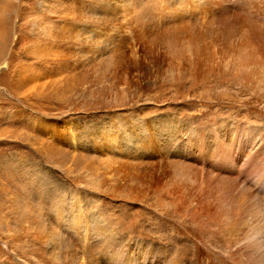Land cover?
<instances>
[{"label":"rangeland","instance_id":"obj_1","mask_svg":"<svg viewBox=\"0 0 264 264\" xmlns=\"http://www.w3.org/2000/svg\"><path fill=\"white\" fill-rule=\"evenodd\" d=\"M188 1L197 6L198 0ZM253 1L252 15L259 7L264 20V0ZM151 3L112 13L102 26L87 16L100 0H0V34L8 36L0 51V264H122L127 255L136 264H260L252 246L264 244V189L248 172L252 168H244L250 146H229L232 132L219 124L238 115L260 127L264 140V76L256 63L245 81L234 77L219 60L228 53L223 49L215 55L205 50L203 62L190 69L187 53L161 43L166 28L153 27L162 12L147 9ZM241 21L236 23L245 30L249 19ZM256 21L249 24L253 33ZM176 25L171 21V28ZM75 33L114 41L118 77L95 75L97 55L80 51L76 41L77 50L61 56L60 43ZM23 34L26 52L18 42ZM70 40L66 49H72ZM51 42L57 45L50 53ZM25 114L29 119L14 121ZM152 120L158 127L144 137L149 144L155 139L153 155L126 142L92 149L105 126L132 132ZM167 124L171 138L162 129ZM216 155L222 163L213 162ZM227 158L242 161L225 168ZM28 175L43 193L39 200L23 184ZM61 193L75 201L69 209L84 216V225L96 227L97 212L102 214L95 233L81 222L70 230L66 214L63 222L54 221L47 205ZM109 243L119 257L107 250Z\"/></svg>","mask_w":264,"mask_h":264},{"label":"bare ground","instance_id":"obj_2","mask_svg":"<svg viewBox=\"0 0 264 264\" xmlns=\"http://www.w3.org/2000/svg\"><path fill=\"white\" fill-rule=\"evenodd\" d=\"M93 1H95V0H93ZM200 1L201 0H198L197 6L195 7V6H192V3L189 2L188 0H130V3L128 4V6L123 5L121 0H100V5H98L97 7L90 8L88 10V12H87V16H89L88 17V23H90V24L97 23L99 25L105 26L106 23L109 22L108 20H109V17L112 15V13L119 14L120 10H123V11L127 10V9L133 10L135 5L139 6V5L145 4L147 2L148 3L153 2V3H151L150 6L147 7V9H151L152 11L154 9H156V10L158 9L162 12L160 15L157 14L158 16H155L153 27H155V29H159V30H161V28H166L164 30L166 32H162V34L159 37L162 41L161 43H164L168 49H170L174 52L177 51V52H180L182 54L187 53L190 57V60L192 61V63L190 61H188L191 63V67H192V68H190L189 67L190 65H189L188 68L194 69L193 66L197 65L198 62H200V61L203 62L202 61L203 59L200 60L199 57L201 58V54L203 55L205 50L212 51L213 52L212 54H214V52L216 54H220L219 51H221V49H223V51L225 50V52H228V53H224V54H227V55H224L226 57H224V58L220 57V59L219 58L218 59L220 61L224 62L225 65L223 67H226L227 70L232 75H234V77L243 76L244 79H241V80L245 81V77L249 76L252 73V70H254L256 63H258V65H259L260 74H262V76H264V30H261V28H264V20L260 18V16H261L260 8L256 7L257 8L256 11H258L259 13L257 14V16H254L255 12L253 15L251 12V10L254 9V7L252 6V3H254L253 0H202V2H200ZM171 7L177 8V9H174L175 12H178L177 15L171 16ZM260 7H264V6L261 5ZM3 8H4V6H3ZM261 10H262V8H261ZM193 12H196V14L191 15V13H193ZM121 13H122V11H121ZM154 13H156V12H154ZM146 15H148V14L146 13ZM113 16H115V14ZM153 16H154V14H153ZM150 17H152V16H150ZM240 17H241L242 21H246L247 19H249V21H246L248 25H247L245 30H242V27H240V26L238 27V25L236 23V20H238ZM256 19H257L256 23L259 24V26H257L258 32L253 33L251 31L252 27L250 28L249 24H251L250 22L252 20H256ZM171 21L175 22L177 24L176 25L177 28H174V27L171 28ZM192 21H195V23L190 24ZM242 21H241V23H242ZM241 26H242V24H241ZM171 29H173V30L171 31ZM53 34H54V36H53ZM6 36H7L6 32H3V35H2V33L0 34V40H2V41H0V51L2 50L3 46H5V42L7 40ZM50 36H52V38L56 37V39H59L58 33H56V32L51 31ZM25 37L26 36L24 34L19 35L18 36V39H19L18 42L20 41V45L22 46V48L26 52L28 49L27 47H29V44L26 41ZM69 38L71 39L69 42H72V44H71L72 49H69L68 47L66 49V45H64V43H66V39H69ZM74 41H76L78 43L77 48L81 47L80 51L88 53V50H89V51H93L97 55V58H95L93 60V62H95V61L98 62L93 67V69L95 68L94 69L95 72H93L95 75H98L99 77L103 78V77H106L108 75L116 74L115 73V72H117L116 70L118 69V67L120 68V60L121 59H119V58H121V57H120V54L118 53V50L115 48V45L113 43L114 41L112 42V40L108 37V35H105L103 37L100 35L95 36L93 33H89L88 35L83 34V33L81 35L78 33H75V35L73 36V40H72V37H66L65 40L60 43L61 56L63 54H68V55L71 54L73 52L71 50H73V49L77 50L76 44L74 43ZM56 45L57 44H54L51 42L49 45L48 51L50 53L53 52L52 48H54V46H56ZM62 49H65V50H62ZM164 49L166 50V48H164ZM43 51H45V50H43ZM0 54H2V53H0ZM206 54L207 53H205V56H206ZM52 56H54V55L52 54ZM58 58H61V57H58ZM202 58L205 59V57H202ZM214 59L215 58L213 57V60ZM212 63L215 64L214 61ZM204 65H207V63ZM212 66H214V65H212ZM200 67H202V66H200ZM222 68H221V70H222ZM218 69H220V68H218ZM223 69H224V71H226L225 68H223ZM214 70H216V69H214ZM212 71H210V72H212ZM218 71H220V70H218ZM218 71H217V73H218ZM119 73H121V72L119 71ZM213 73H216V72H213ZM230 73H228L227 75H229ZM198 74H199V72H198ZM254 74L255 73H253V75ZM89 75L90 74H88V76ZM117 75L118 74H116L115 76L118 77ZM83 77H86V76L83 74ZM229 77H231V75ZM253 77L257 78L256 76H253ZM231 78H233V77H231ZM254 78H253V80H255ZM112 79H114V78L112 77ZM98 80H100V79H98ZM107 82L110 83V81H107ZM249 82H252V80ZM111 84H112V81H111ZM247 87L249 88V86H247ZM262 96H264V95L262 94ZM27 119H29V117L26 114L24 116L14 117L15 122H19V121L27 120ZM168 121H171V119H169ZM154 123H155V125H154ZM242 123L245 125L243 126ZM210 125H214V127L212 128V131L215 132V127L217 125V122L214 119H211ZM219 125L226 127L229 131L232 132V135H231L230 141H229V146H233L236 143L240 144L242 142H245L246 144H248L250 146V149L244 153V158H245V160H244L245 164L244 165H247L244 168L246 170L249 168H252L251 171H248V170L247 171L250 173H256L257 174L256 176L261 179L260 189L263 190L264 189V153H262V155H261L258 153V151L261 152V149L264 148V140H263V134L260 132V129H259L260 127L256 128L255 126L248 124V122H246L244 119L238 117V115L235 116L234 119H232V120L226 119L225 121L221 122ZM157 127H158V125H157L156 121H154V120H152V124H149V125H148V123L143 121L142 125H137L136 131H132V132H127L126 129L122 128V126L121 127L119 126L118 128H114L112 124L109 127L105 126L101 131L102 132L101 136H100L101 141H99V142L96 141L95 143H93L92 149L97 150V148H99L100 146L105 145L107 143H114V144L123 143L124 144V142H126L128 144L127 145L128 147L132 146L136 149H139V148L140 149L141 148L152 149L153 151H151L149 153L153 155L156 152L155 150H157L158 145L156 143H154L153 140H155V139H153L151 141V142H153L152 144H149V141L146 140V138L144 136L147 134H149V135L153 134L155 128H157ZM162 129H166V131H168V136L171 138L170 126L168 124L163 125ZM202 132L203 131L201 130V133ZM262 132H264V131H262ZM131 134H133V135L130 136ZM191 134H193V132H191ZM256 134H257V136H255ZM242 135H243V138H242ZM201 137H202V135H201ZM250 138H255V140H252ZM190 143H191V141H190ZM54 149H56V151H57V147ZM215 153H216V151H215ZM254 156H255V158H254ZM200 157H201V153H200L199 158ZM253 159H255V160L252 161ZM241 161H230V159H228V158L223 159L222 166H224L225 168H230L234 165L235 168H238V165ZM256 161H258V162H256ZM213 162H221L222 163L221 157L216 155L215 158L213 159ZM242 166H243V164H242ZM223 170H226V169H223ZM238 171H240V170H238ZM184 173L185 172H183V174ZM23 179H24L23 184L26 185V187L28 186V184L31 185L33 190L37 194V198L39 200V198L42 197L43 193L41 191H39V185L34 183L36 180H34V178L32 176L29 177V175L23 177ZM193 180H194V178H192L191 181H193ZM196 180H197V178H196ZM206 180L209 183L210 180L208 178ZM175 181H178V180H175ZM174 183L175 182H173V184ZM194 183H195V181H194ZM201 185H198V187H200ZM209 186H211V185H209ZM71 188L68 189L67 193L71 194L70 198L76 197L74 199V200H76L77 194ZM209 192H212V191H209ZM68 196H69V194H68ZM67 198L68 197L65 193H61V194H58L57 198L54 199L53 201H51L48 205L45 203L48 206V209L51 210V212L53 214L54 221H56L57 223L61 222L62 218L65 217V214H66V217L70 216V218L68 219V221L70 223L69 224L70 230L74 231L75 230L74 227L79 226L80 222L82 223L83 227H85L86 229H89L86 226L92 225L93 224V223H91L92 221L89 224L84 225L85 218H84V216H82V214H79L78 210H77L78 213L72 214L73 211H71L70 210L71 208L69 209V207H72L76 203L74 200L72 201L73 203L70 202L71 200L69 201L68 200L69 198L68 199ZM263 201H264V198H263ZM79 205L80 204H78V206ZM74 209L76 210V208H74ZM68 211H71L72 216H71V214H67ZM100 216H102V214L97 212V215H96L97 220L95 221L96 227H94L92 225L94 233H95V229L99 228L98 221H99ZM107 223L110 224V219H107ZM64 228H62V229H64ZM77 228H79V227H77ZM76 234H77V232H76ZM105 240H107V239H105ZM130 241H131V238H127V240L124 239L121 241V244H123V247L125 248V245ZM3 244L6 246V243H3ZM62 244L63 243H61L59 241V245L62 246ZM253 245L254 246H252V247L254 249V255L256 258V262L260 263V264H264V244H261L260 242H256ZM107 250L110 252V254L119 257L118 251L116 252L115 248L111 247V243H109ZM129 257L130 256L127 255L122 264H136V263H134V262H136L135 260H134V262L133 261L130 262ZM131 258H133V257L131 256Z\"/></svg>","mask_w":264,"mask_h":264}]
</instances>
